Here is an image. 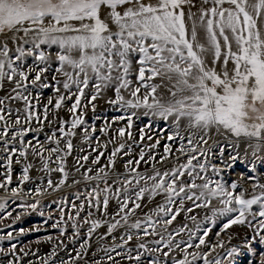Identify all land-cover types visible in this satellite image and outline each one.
<instances>
[{
    "label": "snow or ice",
    "instance_id": "6c2138e0",
    "mask_svg": "<svg viewBox=\"0 0 264 264\" xmlns=\"http://www.w3.org/2000/svg\"><path fill=\"white\" fill-rule=\"evenodd\" d=\"M194 7L195 0H156V3H145L144 0H0V33L7 37L0 43V88L4 87L5 81L14 84L11 93L0 98V145L6 154L5 179L0 182V188L9 190L13 197L25 196L19 186L10 189L7 186L13 180L10 169L14 155L18 154L27 161L29 153L26 149L29 148L31 155L39 158L41 171L59 172L62 175L55 184L48 178L47 188L37 185L30 189L28 195H34L35 201L21 203L18 207L35 211L40 205L39 197L47 193L48 188L56 190L65 184L68 178L65 157L72 153L74 145L71 139L65 140L63 147L60 145L65 137H75V129L84 124L83 113L77 114V109L90 80H95V83L92 84L93 95L89 103L96 100L103 90L113 89L115 99L109 102L119 104L123 110L143 107L165 121L174 117L172 123L175 132L168 136V140L178 139L182 142L176 150L179 155L175 165L164 171L156 168L155 164L151 173L138 171L136 166L142 161L147 163L143 151L138 160L130 159L125 163V173H115L114 178L105 168L98 169L95 176L89 175L91 168L87 169L82 174L83 179L95 181L96 186L87 193L86 203L72 204L73 213L66 214L61 208L59 219L51 224L53 229H58V235L44 238L55 243L47 258H41L40 264H55L53 258L58 255V249L67 247L61 238L67 236L69 242H75L85 226V238L75 249V256L69 253V259H61L59 264H75L82 259L91 246L93 234L102 226H106L107 232L100 236L101 240L111 236L116 241L112 234L118 229L124 231L119 242L101 250L121 256L122 253L116 249H124L126 258L135 261V264H142L145 257L146 264H167L168 260H171V264H197V261H202V264H233V260L242 254L241 249L226 248L224 240L220 239L225 234L231 241L232 235L228 230L233 226H247L254 230L255 237L243 245L247 252L254 251L253 241L256 237L259 238L256 242L264 245V183L250 175L248 179L254 183L249 193L237 182L229 185L222 179H214L222 169L212 162L216 159L213 147H219L216 136L230 133L237 140L244 137L255 141L248 145L253 157L249 161L252 165L250 172L257 171L256 161L264 163V157L260 155L264 153V0H200L197 11H192ZM103 8L109 10L105 19L101 18ZM121 8L123 11L119 10ZM108 20L115 25V31ZM199 30H203L205 42H201ZM8 33L11 36H7ZM8 40L16 45L14 59ZM42 46L58 49L55 53L58 64L56 72L65 77L63 88L70 91L75 85L78 92L75 103L69 109L74 116L70 124L61 120L56 129L60 136L57 137L56 132L46 136V141L55 142L56 147H45L37 137H34L35 144L25 141L28 132L39 133L42 127L35 130L21 127L19 114L13 122V110L6 104V101L25 102L24 124H29L34 117L40 125L48 122L47 105L43 119H40L30 104L33 94L29 86H50L44 82L43 74L48 71L53 57L50 52L46 54ZM209 54L212 57L211 66L207 60ZM29 56L33 57L31 65L25 63ZM221 60L222 65L218 70V61ZM229 62L234 65L231 71ZM133 63L138 65L136 81L139 82V86L134 88L130 79ZM156 78L175 80V90L169 89L174 99L162 102L157 91L163 85L150 83ZM52 79L56 80V77ZM56 83L60 82L56 80ZM142 88L145 89L143 94ZM54 90L58 94L55 108L59 109L65 97L60 95L59 87ZM122 90L128 91L131 99H127ZM48 104H52L51 98ZM16 111L19 112V109ZM134 115L132 113L127 117L129 129ZM125 118L119 116L116 120ZM184 120L187 124L182 130L181 122ZM66 124H69L67 130ZM82 131L84 142L98 139L93 136L95 127L91 130L83 128ZM100 131L105 132L106 128ZM118 134L125 136V129H118ZM127 135L131 138V132ZM16 141L20 142L19 148L14 146ZM231 147L235 154L230 153L227 159H223L225 149L219 147L224 167H231L240 158L239 145L232 144ZM124 148L122 143L114 149L106 168H114V158ZM92 151L97 152L92 160L95 165L104 153L98 148ZM45 152L48 156L44 155ZM170 152V147L165 145V153ZM53 155L58 164L55 168L50 167ZM181 157L185 158L184 162H180ZM88 159L89 155L77 157L76 171L83 167L80 160ZM167 159L168 156H164L161 162ZM15 162L21 163V160ZM33 168L31 162L24 163L18 185L31 180L29 171ZM209 172L212 175H208ZM101 183L103 188L100 187ZM238 188L241 190L237 192ZM157 196H163V202L145 213L143 219L137 218L132 222L131 218L144 206L143 201H153ZM76 199L80 200L81 197L77 196ZM113 200L117 208L109 218L107 209ZM214 200L218 201L219 207L212 205ZM187 202L194 207H187ZM5 207L6 202L0 200V211ZM86 208L89 209L87 214L81 216ZM93 208L95 212L91 210ZM194 208L210 209L211 214L206 215L202 222L205 227L201 228L196 216L186 215L194 222V228L184 224L171 229L182 213H192ZM11 215V212H6L3 218ZM20 219L21 216L16 215L13 223ZM218 221L217 240L212 242L207 239L212 230L207 225H216ZM69 227L72 229L70 235ZM40 230L41 226L21 228L19 235ZM183 233H187V240L182 237ZM150 236L154 239L148 241L146 238ZM15 238L12 231L0 235V241H13ZM133 239L138 241L135 254L128 247ZM193 248L196 251H189ZM218 249H226L225 254L222 256ZM177 250L181 258L174 255ZM18 252L23 256L30 254L23 247L17 249L16 243H11L7 249L0 247V257L11 256L7 264H21L22 256ZM213 253L216 255L213 256ZM107 260L116 264L112 255H107ZM0 264L3 262L0 261ZM96 264L102 262L96 261ZM259 264H264V254L260 256Z\"/></svg>",
    "mask_w": 264,
    "mask_h": 264
},
{
    "label": "rangeland",
    "instance_id": "374dc122",
    "mask_svg": "<svg viewBox=\"0 0 264 264\" xmlns=\"http://www.w3.org/2000/svg\"><path fill=\"white\" fill-rule=\"evenodd\" d=\"M145 3H156V0H144ZM196 7L192 9V11H197L200 6V0H195ZM227 7V5H225ZM127 7V6H125ZM123 11V8L119 9ZM108 9L103 8L101 11V18H107ZM185 11L187 12V6H185ZM109 26L115 31V25L108 20ZM191 26V22H189V28ZM7 36H11V33H8ZM7 37L0 33V43H2ZM201 39V38H200ZM201 42H205L201 39ZM9 47L12 49L11 55L13 59L15 58V47L16 45L8 40ZM235 48V46L233 45ZM42 50L47 53H51L53 60L50 63L48 71L43 74V80L45 83H48L50 86L48 88H39L29 86V91L32 92L33 98L30 100V104L33 106L32 110L37 113V116L40 119H43L45 113V106L48 107V122H45L43 125H40L37 119L34 117L29 124L23 123V118L26 115L25 102L22 100H16L8 102V104L12 108V116L11 120L14 122L16 115H20L22 119L21 127L31 128L35 130L38 127H42V131L36 133L35 131L28 132L24 137L25 141H31L33 144L36 142L34 137H37L40 142L44 143L45 147H56L55 142L49 143L46 141V136L51 135L53 132H56V129L59 128V122L61 120L68 121L69 124L71 120L74 118L73 114L69 111L72 107L73 103H75V94H78L77 87L73 85L69 90H65L63 88V81L65 77L62 74H57L56 68L58 64L55 62V53L58 49L55 47L49 49L47 46H42ZM138 58V57H136ZM26 64L31 65L33 63V57L29 56L26 58ZM230 63V62H229ZM232 64V63H231ZM43 66V65H41ZM138 73V65L133 63V74L130 79L133 81L132 87L139 86V82L136 81V74ZM34 75V74H33ZM53 76L56 77L60 83L57 84L56 80H53ZM95 83V80H90L89 86L84 89V95L81 97L80 106L77 109V114L83 113L84 124L77 129L75 137H65L64 140L61 141V147L65 140L71 139L74 145V149L70 155L65 157V168L68 172V178L64 185H62L59 189L53 190L52 188H48L47 193H44L39 197L40 205L37 210L33 211L31 209H23L18 207L19 204L27 202L32 203L35 201L36 197H32L33 195H28L30 189H34L37 185L47 188L46 180L51 178L55 183L62 178L61 173L59 172H44L41 171V163L38 157H33L31 155V149H26L29 153L27 157V161H24L23 158L19 157L18 154L14 155L13 162L11 165V174L13 177L12 183L8 185V189L13 187H20L23 189L25 196L21 197H13L9 190L5 188H0V200L6 202V207L4 210L0 211V235H6L8 231H12L15 235V239L13 241H0V247L7 249L11 243L17 244V249L25 248L26 251H29L30 254L28 256H23V253H19L18 255L22 256L21 264H40L41 258H47L48 253L52 251L53 242H48L44 238L46 236L56 237L58 235V229H53L51 227L52 223H55L59 217L61 208H63L66 214L73 213L75 210L72 207V204L75 203L79 205L82 201L86 203L87 193L91 191L92 188L96 186L95 181H85L83 179V173L91 168L92 171L89 173L91 176H95L96 172L100 168H105L106 171L111 173L112 178H114L115 173H125V163L132 159L138 160L140 158V152L143 151L145 154V162H141L137 167L140 172H148L151 173L152 165L155 164V167L164 171L166 169L171 168L176 163V157L179 154L176 150L179 148V145L182 143L180 140H168V136L175 132V127L172 123L174 117H169L167 121L153 116L149 110L141 107L139 109L128 108L127 110H123L120 108L119 104H112L109 101L115 99V92L113 89L103 90L102 93L98 96V98L94 101L91 100V96L93 95L92 84ZM150 83L162 84L163 86L158 89L157 96L162 99V102H168L169 100L174 99L172 97L169 89L175 90L173 88V84L175 80H161L160 78H156ZM14 87V84H9L7 81L4 82V87L0 88V98L5 97L9 93H11V89ZM59 87L60 95H63L65 99L62 102V106L59 109L55 108V101L58 98V94L55 92V88ZM145 89H141V94ZM27 94V93H25ZM122 94L127 98L131 99V96L128 91L122 90ZM71 96L69 99L68 97ZM49 98L52 99V104H48ZM178 98V97H176ZM93 105L95 106L93 109ZM19 109V112L16 111ZM148 113L147 115L145 113ZM135 113L132 116L131 128H128V120L127 117ZM124 116L126 117L124 120H116L117 117ZM69 124L65 125L67 130ZM187 121L184 120L181 122V129L183 130L186 126ZM92 127H95L96 131L93 133V136L98 139H92L90 142H84L83 137V128H88L91 130ZM101 128H106L105 132H101ZM124 128L126 135L121 137L118 134V129ZM143 130V132L141 131ZM128 132H131V138L127 135ZM146 132V133H145ZM213 134L215 135V130L213 129ZM141 135H143V139H141ZM56 136L59 137L60 133L56 132ZM151 137V139H149ZM218 137V138H217ZM233 139L232 141H228L225 143H219V147H223L225 149L223 159H227L229 154H235L231 147L232 144L239 145L238 151L240 158L231 165V167L223 166V159L220 156L219 147H213V151L215 152L216 159L212 162L217 164L219 168H221V173L218 177H213L214 179H222L227 182L229 185L232 182H237L242 185L244 189H247L249 193L252 192V184L253 180L248 179V177L255 176L257 177L261 183H264V163L260 161L255 162V167L257 168L256 172H250L249 169L252 166L249 161H252V153L251 149L248 148L250 143H255L254 140H245V138L241 137V141L236 142L237 138L233 137L230 133H225L222 136H216V139ZM31 138V139H30ZM9 139L11 137L9 136ZM124 144L125 148L118 153L115 159V166L113 169H108L106 166L108 165V158L111 153L114 151L116 147L120 144ZM153 145H155L153 147ZM165 145H168L171 149L170 153H165ZM15 147H20V142L16 141L14 144ZM93 148H98L100 152H103L104 155L101 156L99 162L97 164H92V160L96 158L97 152H93ZM66 151V150H65ZM5 153L3 152V147L0 145V182H3L5 179L6 172V160ZM45 156H48V153H44ZM63 155V153H61ZM89 155V159L87 161L80 160V164L83 165L76 171L77 165V157ZM264 157V153L260 154ZM164 156H168L167 160L161 162V158ZM154 157V159H150ZM17 159L21 160V163H16ZM185 158H180V162H184ZM31 162L34 165L33 169H30L29 174L31 180L26 182L24 185H18V178L21 175L22 167L24 163ZM164 163V164H163ZM231 163V161H229ZM58 164L55 162V155L52 156V161L50 162V167L55 168ZM134 175V174H133ZM208 175H212L211 172ZM74 181H79V183H74ZM198 183L200 181H197ZM111 183V179L109 180ZM100 187L103 188L104 185L101 183ZM241 189H237L236 191H240ZM80 196L81 199L77 200L76 197ZM163 196H157L155 200L143 201V207L137 210L135 216H133L132 222H134L137 218L143 219V215L148 213L150 209L154 208L157 204L163 202ZM212 205L214 207H219L218 201H213ZM187 207H194L191 202L186 203ZM117 205L115 200L111 201L108 206L109 218L116 211ZM256 209V206H253ZM89 209H85L84 212L81 213V216H85ZM95 212V209H91ZM6 212H11L12 215L4 219ZM43 212L44 215L41 216L40 213ZM20 215L21 219L13 223L16 215ZM210 209L207 208H194L192 213H182L177 220L171 226V229L179 228L180 226L187 224L189 228H194V222L190 219L186 218V215L196 216L197 222H201V228L205 227V224L202 223L204 221V217L206 215H210ZM98 215V214H97ZM49 217H51L49 219ZM67 219V215L65 216ZM46 222V223H45ZM71 222L69 221V224ZM34 226H41L40 231H27L24 235H19V230L21 228L31 229ZM212 230L209 234L208 240L215 242L217 240L216 232L219 231L220 221L217 222L216 225H207ZM170 229V230H171ZM72 229L68 228V235L71 234ZM87 231V226L81 228V236L75 242H69L66 237H62L61 239L64 241V244L67 245L64 249H58V255L53 258L55 264H58L61 259L67 260L69 259V253L72 256H75V249L79 248V244L85 238L83 233ZM124 229L116 230L112 235L117 239L113 241L111 236L106 237L101 240L100 236L107 232L106 226H102L97 229L96 233L93 234L90 240V247L87 249L86 253L83 255L82 259H79L75 262V264H96V261H101L102 264H113L112 261L107 260V255H112L116 264H135V261H129L124 255V249H116V251L121 252V256H116L115 252L106 253L102 251V247L114 246L116 242H119V237L123 233ZM228 233L232 235L231 241L228 240V235L222 234L220 239H223L226 245V248L230 247H239L241 249V255L237 256L233 260V264H259L260 256L264 254V245L256 242L259 238L256 237L253 241L254 251L252 253L247 252L246 249L243 248V245L250 238L255 237V232L253 229L248 228L247 226H233L228 230ZM264 234V232H262ZM182 237L187 240V233L181 234ZM148 241L154 239V237H147ZM179 239V238H177ZM39 241V243H37ZM194 243L198 241H193ZM138 241L133 239L131 241L129 248L132 249L133 254H135L138 249L136 248V244ZM154 246V245H153ZM166 250V249H165ZM207 250V249H205ZM189 251H196V249H189ZM222 256L225 254L226 249H218L217 250ZM34 253V254H31ZM174 255L177 258H181V253L177 250ZM213 256L216 253L212 254ZM11 256L5 258L0 257V261L3 264H7V259H10ZM147 257H145L142 261V264H146ZM167 264H171V260L167 261ZM197 264H202V261H197Z\"/></svg>",
    "mask_w": 264,
    "mask_h": 264
},
{
    "label": "bare ground",
    "instance_id": "6f19581e",
    "mask_svg": "<svg viewBox=\"0 0 264 264\" xmlns=\"http://www.w3.org/2000/svg\"><path fill=\"white\" fill-rule=\"evenodd\" d=\"M199 35H200V38L201 39H203V30H199ZM207 60H208V63H209V65L211 66V60H212V57H211V55L209 54L208 56H207ZM220 65H222V60L221 61H218V70H219V66ZM234 67V65L233 64H231V62L228 64V68H229V70L231 71V69ZM146 133V132H145ZM218 138V137H217ZM244 138V137H243ZM31 139V138H30ZM233 139H226V140H224V139H222L221 137H219V139H217V141H218V143H225V142H228V141H232ZM242 139L240 138L239 140H236V142H239V141H241ZM246 140H248L247 138H245V140H242V141H246ZM35 144V143H34ZM238 144V143H237ZM180 146V145H179ZM179 155V154H178ZM177 155V156H178ZM181 158H184V157H181ZM185 161V160H184ZM165 162V161H164ZM164 164V163H163ZM32 197H34V195L32 196ZM59 256V255H58ZM50 264H52V262H50ZM59 264V263H58Z\"/></svg>",
    "mask_w": 264,
    "mask_h": 264
}]
</instances>
